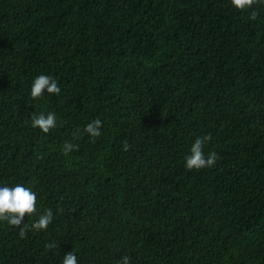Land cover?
I'll return each mask as SVG.
<instances>
[{"label": "trees", "instance_id": "obj_1", "mask_svg": "<svg viewBox=\"0 0 264 264\" xmlns=\"http://www.w3.org/2000/svg\"><path fill=\"white\" fill-rule=\"evenodd\" d=\"M39 74L60 94L33 99ZM205 135L219 159L189 170ZM17 183L37 193L23 223L54 218L25 238L0 221V264H264V3L0 0V186Z\"/></svg>", "mask_w": 264, "mask_h": 264}, {"label": "clouds", "instance_id": "obj_2", "mask_svg": "<svg viewBox=\"0 0 264 264\" xmlns=\"http://www.w3.org/2000/svg\"><path fill=\"white\" fill-rule=\"evenodd\" d=\"M258 3H264V0H231L232 6L238 10L251 8ZM257 12L253 11L250 19L257 18ZM45 90L48 94L59 95L61 88L58 86L56 79L46 74L37 75L31 84L30 95L33 99H39L44 96ZM57 125V118L54 112H40L38 115L33 113L31 117V126L39 128L43 133L47 134ZM102 121L94 119L89 122L83 131L89 136L95 138L101 134ZM211 140L210 135L197 137L190 147V155L185 157V167L189 170H199L205 167H212L219 156L216 152L208 153L205 157L203 151L205 144ZM79 145L71 142H65L63 145V153L67 155L72 150H78ZM124 151H128L130 145L125 141L122 146ZM37 213V193L31 188L17 183L14 186H0V221L7 222L8 225L19 229V236L25 238L28 231L31 230H47L53 221L52 210L45 209L39 214L38 219L31 225L23 223L25 216H33ZM57 245L53 243L46 244L48 249L55 248ZM62 264H78V259L74 251L67 252L62 260ZM117 264H130V257L125 255L121 257Z\"/></svg>", "mask_w": 264, "mask_h": 264}]
</instances>
